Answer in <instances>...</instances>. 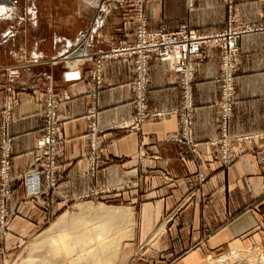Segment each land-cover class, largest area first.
I'll list each match as a JSON object with an SVG mask.
<instances>
[{
	"label": "crops",
	"instance_id": "1",
	"mask_svg": "<svg viewBox=\"0 0 264 264\" xmlns=\"http://www.w3.org/2000/svg\"><path fill=\"white\" fill-rule=\"evenodd\" d=\"M85 1L79 0L78 9L63 4L32 9L24 16L4 9L0 15V147L2 139L10 140L13 178L8 197L1 202L0 195V207L9 214L0 226V264H19L29 242L80 199L133 211L129 256L136 254V237L142 244L141 264H203L208 255L239 240L264 248L262 136L234 141L228 163L221 159L220 144L212 143L223 134L234 137L264 129V0L143 2L149 30H172L185 19L198 31H239L234 36V101L225 127L219 106L221 43L203 45L195 61L193 145L174 140L180 128V74L155 54L148 57L146 117L140 122L132 58L103 62L102 87L94 94L90 63L79 66V80L63 78V63L53 58L73 53L79 31L88 32L86 47L91 51L135 38V0L122 7L109 5L104 12H97V0L87 6ZM22 17L30 18L25 21L29 24L7 25ZM6 65L19 66L20 74L11 81L15 97L2 131ZM49 86L70 98L59 107L57 188L46 193L40 175V194L34 197L23 174L33 166L41 168L34 161L35 142L43 134L44 90ZM91 124L97 130L94 147L102 158L93 171L87 159Z\"/></svg>",
	"mask_w": 264,
	"mask_h": 264
},
{
	"label": "built area",
	"instance_id": "2",
	"mask_svg": "<svg viewBox=\"0 0 264 264\" xmlns=\"http://www.w3.org/2000/svg\"><path fill=\"white\" fill-rule=\"evenodd\" d=\"M107 0H101L100 4ZM114 2V0H112ZM124 0H115V2L122 3ZM100 9L104 7L100 6ZM239 31H224V32H197L189 29L186 25H181L175 30H148L145 26V21L139 10V26L136 32V40L132 44H127L118 48L111 49L106 52L91 53L86 49V41L88 38L87 31H81L79 37L81 39L78 53L66 61L67 69L64 71V78L68 81H75L80 79L79 66L85 62L93 64L92 78L95 85L100 83L101 63L103 59L110 57H133L135 78L133 83L134 97L137 106V122L142 121L146 117V91L148 79V57L150 54H155L162 61L168 62L170 68L180 74V83L182 87V106L179 109L180 128L179 134L174 137L178 142H186L193 145V119H192V96L191 83L193 80L194 61L199 57L200 50L203 45L211 43H221L222 46V87L220 111L223 127L226 126V121L231 115L234 93L232 84L233 73V57L237 53V46L234 42V36ZM178 48V50L176 49ZM178 51V53H177ZM69 74H72L71 76ZM8 75L14 77L17 75L15 69H9ZM44 104L45 116V134L39 138L36 144L38 155L37 159H45L44 167L42 168L44 178V191L47 193L54 186V156L57 150L58 141L55 137L57 129V115L56 109L58 107V100L52 93L51 87L46 88ZM6 91L12 92L10 87ZM63 98H68L66 92L63 93ZM13 95L8 94L5 100V106L2 111V131L10 118V110L13 102ZM95 131V128H94ZM90 145L94 150L91 154L92 162L94 163L98 154L94 147V134L91 135ZM262 136V152L264 155V129L261 132L252 134H242L234 137H228L223 134L219 139L213 140L212 143L220 144L221 159L224 163L231 161V147L234 141L251 140L255 137ZM0 195L1 202L7 195V184L9 182V150L10 140L4 138L1 141L0 147ZM39 175L36 172L30 174L29 190L31 195L36 197L40 194ZM9 217L8 212L0 207V226L3 227L7 223Z\"/></svg>",
	"mask_w": 264,
	"mask_h": 264
},
{
	"label": "rangeland",
	"instance_id": "3",
	"mask_svg": "<svg viewBox=\"0 0 264 264\" xmlns=\"http://www.w3.org/2000/svg\"><path fill=\"white\" fill-rule=\"evenodd\" d=\"M101 0H97V7H96V10L97 12H104L106 10H108V6L109 5H113V6H124L125 4H127V0H124L122 3H116L117 5H115L114 3H111L112 0H107L105 1V3L103 2V4L101 5L100 4ZM143 2L144 0H135L132 4H133V8H134V15H135V30H134V35H135V38H134V41L133 42H127V43H121V44H118V45H113L111 47H109L108 49H104V50H97V51H91L89 49H86L91 52V53H95V52H99V53H102V52H106V51H110L111 49H114V48H118V47H121V46H124V45H127V44H132L135 42L136 40V32H137V29H138V26H139V10L141 9V15L145 21V26H146V29L147 28V24H146V20H145V17L143 16V11H142V6H143ZM79 0H70V1H67V0H0V15H2L4 9L6 10H16L18 12H22L23 16L26 15L27 13L29 14L30 10L32 9H45V8H59V7H62V5L64 4H70L72 8L74 9H78V4H79ZM100 6L104 7V9H100ZM30 18L28 17H22V19H16L17 22H15V20L13 19L11 22H9V26H20V25H24V24H29V22H25L26 20L29 21ZM181 25H186L189 29L191 30H195V29H192L189 27L187 21L185 19H182L180 24L177 26V28ZM175 28V29H177ZM175 29H172V30H175ZM149 30V29H148ZM165 30H168V29H165ZM82 31V30H81ZM79 31L78 32V43L76 44L75 48H74V51L72 54H70L69 56H57V57H54L53 60L57 61H61L63 63V66H64V71L67 69V65H66V61L72 57H74L78 51H79V48H80V43H81V39L79 37V33L81 32ZM152 31V30H151ZM169 31V30H168ZM197 32H207V31H198V30H195ZM115 57V56H114ZM113 56L110 57V58H107V59H103V62H105L106 60H109L111 58H114ZM118 57H125V56H118ZM129 58H132V61H133V64H134V58L133 57H129ZM197 60V59H196ZM195 60V61H196ZM195 61H194V65H195ZM103 62L101 63V72H100V83L99 85H95V82H94V79L92 78V69H93V64L91 62H85V63H90L91 64V68H90V77H91V81H92V91H93V94H94V91H97L98 89H100L102 87V65H103ZM9 69H15L17 71V75L14 76V77H10L8 75V70ZM3 71L7 77V82L5 84V87H4V97H5V100H6V97L7 95L10 93L13 95V98L15 97V89L14 87L12 86L11 84V81L15 78H18L19 74H20V67L19 66H15V65H6V66H3ZM64 71H63V78H64ZM134 78H135V68H134ZM65 79V78H64ZM66 80V79H65ZM79 80V79H78ZM148 80V79H147ZM68 81V80H66ZM77 81V80H75ZM133 83H134V79H133ZM132 83V84H133ZM232 84H233V73H232ZM7 87H10L12 89V92H8L6 91V88ZM52 90V93L53 95L55 96V98L58 100V107L56 109V115H57V129H56V133H55V137L58 141V145H57V150H56V153H55V156H54V186L53 188H51L50 190H55L57 188V177H56V172H57V156H58V152H59V148H60V140L58 138V134H59V130H60V119H59V107L61 106L62 102L63 101H66L70 98V95H68V98H63V93L64 91H61L59 93H56L53 88L51 89ZM48 90L45 88L44 90V94H45V99H46V94H47ZM133 92H134V88H133ZM146 96H147V91H146ZM45 99H44V104H45ZM134 100H135V97H134ZM135 104H136V101H135ZM43 116H44V109H43ZM137 117V115H136ZM45 116H44V127H43V134L41 137L44 136L45 134ZM94 125H90V128H89V132H88V136L89 138L91 139V135L96 133V129L94 131ZM40 137V138H41ZM38 141V140H37ZM37 141L35 142V150H36V155H35V162H40L41 163V168L40 170H37L34 166L27 169L24 174H23V180H24V184L26 185L27 189L29 190L28 186H29V180H30V174L32 172H36L39 176L41 175L42 176V179L44 181V178H43V173H42V168L44 167V161L45 159H41V160H38L37 159V155H38V150H37V147H36V144H37ZM90 141V140H89ZM193 150V148H192ZM94 150L91 148V145H90V142H89V150L87 152V159L89 160V163H90V170L93 171L95 168H97L99 165H101L102 163V158H101V155H99V153L96 151L95 153L98 154V156L96 157V160L95 162L93 163L92 162V159H91V154L94 153L93 152ZM264 156V155H263ZM8 161H9V182H8V190H7V195L6 197H8L9 195V190H10V184H11V181L13 180V178L11 177V174H10V167H11V150H9V157H8ZM44 184V183H43ZM5 197V198H6ZM83 200V201H81ZM79 201L77 204H73L72 206H70L68 209L66 208L63 212H60L57 216H55V218L53 219V222L64 212H67V211H70V210H76V206L78 204H82V203H90V204H94V205H97V204H103V205H107V206H118L117 204H110V203H104V202H101V201H94V202H85L87 201V199H80V200H77ZM98 202H101V203H98ZM118 207H125V206H118ZM130 212L133 213V211L131 209H129ZM9 215V214H8ZM53 222H51L46 228H44L42 231L39 232V234H41L44 230H46ZM132 222H133V227H132V231H131V235L122 241L121 243V246H120V250L117 254V257L115 258L113 264H127L129 262V264H141L143 262V259L142 257L140 256L141 253H142V244H140L139 240L134 239L133 241V251H136V254L132 257L131 259V256L130 255V248H129V243H128V240L131 239L133 236H134V227H135V218H134V214H132ZM93 227L91 225H88L87 227H85L84 229L81 228L77 231H74L72 232L71 234L65 232L64 230L62 232H60L58 235H56V238L58 239L59 243L62 244L63 246V249L65 250V253L68 257H73V255L75 253H78V252H82L83 250H85L88 245L90 246H96L98 245V243L100 241H96L94 235L96 232H94V230L92 229ZM37 234V235H39ZM37 235L35 237H37ZM34 237V238H35ZM33 238V239H34ZM32 239V240H33ZM31 240V241H32ZM31 241L29 242L28 246H27V249L25 251V253L21 256V260L26 256V254L28 253V250H29V245L31 243ZM93 243V244H91ZM233 243H237V245H240L243 248V252L241 253L239 259H236L234 258L231 263H230V260L229 259V263L227 264H264L263 261L260 262V258L261 256L264 254V248L263 247H260V246H256V245H253V244H250L248 242H242L241 240L239 241H234V242H231L229 244L232 245ZM149 244H151L152 246H154L155 244V241L153 239H151L149 241ZM149 244H147L146 246H149ZM229 246L227 248H225L224 250H222L221 252L219 253H215V254H210L208 255L205 259H204V262L203 264H209V260L210 258L213 260L215 259H218L220 258L222 255H227L228 252H229ZM227 253V254H226ZM250 253V254H248ZM133 254V252H132ZM57 255H60V252L57 251ZM252 255V256H251ZM254 255V257H253ZM248 256L250 258H248ZM129 257V258H128ZM128 258V259H127ZM127 259L126 263H125V260ZM131 259V260H130ZM20 260V261H21ZM235 260V261H234ZM248 260V261H247ZM227 261V262H228ZM237 262V263H236ZM20 264V262H19Z\"/></svg>",
	"mask_w": 264,
	"mask_h": 264
},
{
	"label": "bare ground",
	"instance_id": "4",
	"mask_svg": "<svg viewBox=\"0 0 264 264\" xmlns=\"http://www.w3.org/2000/svg\"><path fill=\"white\" fill-rule=\"evenodd\" d=\"M93 2L95 0L85 1L86 6ZM111 3L117 5L115 0ZM176 49L178 50V48ZM132 214L126 207L90 203L78 204L75 211L70 210L62 213L46 230L31 241L28 253L20 261V264H113L122 241L131 235ZM88 225L93 227L92 229L96 232L94 237L96 241L100 242L96 246L88 245L82 252L68 257L56 235L63 230L71 234ZM243 248L237 243H233L229 246L227 255H222L215 260L210 258L208 262L209 264H227L231 259V263L234 258L239 259ZM57 251L60 252V255H57ZM248 258L250 257L248 256ZM261 261L264 263V254L260 258Z\"/></svg>",
	"mask_w": 264,
	"mask_h": 264
}]
</instances>
